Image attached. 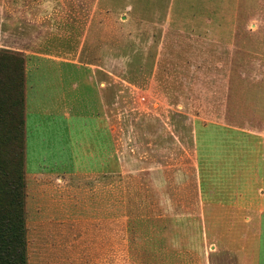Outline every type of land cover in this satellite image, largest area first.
Wrapping results in <instances>:
<instances>
[{
    "label": "rangeland",
    "instance_id": "rangeland-1",
    "mask_svg": "<svg viewBox=\"0 0 264 264\" xmlns=\"http://www.w3.org/2000/svg\"><path fill=\"white\" fill-rule=\"evenodd\" d=\"M110 5L112 176L50 165L28 185L25 33L0 34V264H242L259 234L234 197L240 155L264 156V0Z\"/></svg>",
    "mask_w": 264,
    "mask_h": 264
},
{
    "label": "crops",
    "instance_id": "crops-1",
    "mask_svg": "<svg viewBox=\"0 0 264 264\" xmlns=\"http://www.w3.org/2000/svg\"><path fill=\"white\" fill-rule=\"evenodd\" d=\"M105 3L0 0V34L25 33V156L33 191L35 176L50 165L69 170V178L113 175L108 162L114 155V15ZM19 17L25 18V28L17 24ZM191 31L215 32L208 25ZM0 42H6L3 36ZM263 157L241 154L238 163L243 180L234 199L260 214L257 249L242 254V264H264V191L247 180L264 176ZM61 162H88L92 172L82 174V168Z\"/></svg>",
    "mask_w": 264,
    "mask_h": 264
},
{
    "label": "trees",
    "instance_id": "trees-1",
    "mask_svg": "<svg viewBox=\"0 0 264 264\" xmlns=\"http://www.w3.org/2000/svg\"><path fill=\"white\" fill-rule=\"evenodd\" d=\"M2 164H0V168H2L3 170H4V167L3 166H1ZM1 176L2 175H0V180H1ZM13 184V182L12 183H9L8 185L10 186V185H12ZM17 185V184H16ZM15 185V188H17V186Z\"/></svg>",
    "mask_w": 264,
    "mask_h": 264
}]
</instances>
